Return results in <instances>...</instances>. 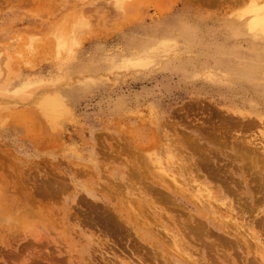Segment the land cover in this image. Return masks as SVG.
<instances>
[{"label": "rangeland", "instance_id": "rangeland-1", "mask_svg": "<svg viewBox=\"0 0 264 264\" xmlns=\"http://www.w3.org/2000/svg\"><path fill=\"white\" fill-rule=\"evenodd\" d=\"M256 8L264 0H0V264H264V169L237 156L252 140L264 160ZM186 138L208 148L211 173ZM187 185L222 196L194 206L209 202L234 235L191 231Z\"/></svg>", "mask_w": 264, "mask_h": 264}, {"label": "bare ground", "instance_id": "bare-ground-1", "mask_svg": "<svg viewBox=\"0 0 264 264\" xmlns=\"http://www.w3.org/2000/svg\"><path fill=\"white\" fill-rule=\"evenodd\" d=\"M252 11V16L250 17V19L248 20V22H247V27H248V29L249 30H255V31H263L264 32V11H262V9H252L251 10ZM254 33V32H253ZM44 109L46 110V111H51V108H50V106H55V105H58V101H56V100H54V99H49V100H46V101H44ZM221 120V119H220ZM209 122V121H208ZM221 122V121H220ZM208 124V123H207ZM206 125V124H205ZM245 125H246V123H245ZM224 126V125H223ZM210 130V129H209ZM211 131V130H210ZM205 132V131H204ZM200 133V132H199ZM184 135V134H183ZM183 135H181V136H183ZM192 135V134H191ZM206 135V134H205ZM185 136V135H184ZM183 136V137H184ZM210 136V135H209ZM221 136V135H220ZM244 136V135H243ZM202 137V136H201ZM185 138V137H184ZM188 138V137H187ZM184 139V140H182L183 142L181 143V147H182V149L184 148L185 150H188V154H193V155H197L196 156V159H197V161L196 162H194L193 164H195L196 163V166H197V168L198 169H202L204 172H206V173H211V171L213 170V167H212V164H211V157H210V151L209 150H207L208 148H204V146H205V144H200L197 140H196V138H194V139ZM198 138V137H197ZM171 139V138H170ZM236 139V138H235ZM243 139V138H242ZM216 140V139H215ZM245 140V139H244ZM243 141V140H242ZM242 141H241V144H240V146L239 147H237V148H239L238 149V151H239V153L237 154V156L239 157V158H241L243 161H246V164H248L249 165V167H253V168H257V166L259 167V164H261L262 165V169H264V160H262V157L260 158L258 155H256L252 150H250L249 148H248V146L247 145H249L250 146V142L252 141V140H250V142H249V140H248V142L246 141L245 143H244V141H243V143H242ZM236 142V141H235ZM239 142H240V140H239ZM238 142V143H239ZM176 144V143H175ZM180 144V143H179ZM213 144V143H212ZM255 144V143H254ZM171 145V144H170ZM215 145V144H214ZM239 145V144H238ZM172 146V145H171ZM252 146V145H251ZM175 147H177L176 145H175ZM207 147V146H206ZM166 148V147H165ZM178 148L179 147H177L176 149L178 150ZM167 149V148H166ZM183 149V150H184ZM253 149H254V147H253ZM237 150V149H236ZM172 151V150H171ZM258 151V150H257ZM179 153H184V152H179ZM219 153V152H218ZM188 154H187V156H188ZM179 157H181V156H179ZM183 157H184V155H183ZM188 158H191V157H187V159ZM181 159V158H180ZM171 160V159H170ZM189 160V159H188ZM194 160V159H193ZM261 160H262V162H261ZM181 162V161H180ZM184 165V164H183ZM189 166H190V163L188 164ZM192 165V164H191ZM251 165V166H250ZM189 166H188V168L186 169V167H181L180 168V174L183 176L184 174L185 175H187V178H190V179H192L193 178V174H192V172H191V170L189 169ZM214 166V165H213ZM190 168H192V167H190ZM133 169V168H132ZM195 169V168H194ZM137 171V170H136ZM195 171V170H194ZM253 171H254V169H253ZM178 172V171H177ZM213 173V172H212ZM138 174H139V171H138ZM200 174V173H199ZM214 174H215V172H214ZM259 174V173H258ZM210 175V174H209ZM216 175V174H215ZM214 175V176H215ZM244 175V174H243ZM208 176V175H207ZM134 178V177H133ZM138 178V177H137ZM186 178V177H185ZM173 179V178H172ZM222 179H224V178H222ZM133 180V179H132ZM139 180V179H138ZM256 180V179H255ZM254 180V181H255ZM211 181V180H210ZM220 181V180H219ZM218 181V182H219ZM11 182V181H10ZM135 182V181H134ZM141 181H139V183H140ZM159 182V181H158ZM142 184H144V182H142ZM150 185V184H149ZM141 186V185H140ZM151 186V185H150ZM199 186V185H198ZM208 186V185H207ZM142 187V186H141ZM152 187V186H151ZM173 187H175V186H173ZM10 188V187H9ZM17 188V187H16ZM164 188H166V190L168 189L166 186L164 187ZM212 188V187H211ZM227 188V187H226ZM263 188V187H262ZM142 189H143V187H142ZM148 189V188H147ZM213 189V188H212ZM157 190H160V189H157ZM161 192H159V193H162L163 195L162 196H164L163 198L164 199H166L165 201H166V206H168V207H170L171 205V203L172 202H174V200L173 201H171L170 200V197H168L167 198V195H165V192H162V190H160ZM168 191V190H167ZM225 191V190H224ZM215 192V191H214ZM154 193V192H153ZM156 191H155V195H156ZM178 193H179V191H178ZM198 193V194H197ZM247 193V192H246ZM158 194V193H157ZM213 194V191L210 189V188H208V187H204V188H202L201 186H199L197 189H196V191H191L189 188H188V185L187 186H185V187H180V197H179V199H180V205H181V208H183V209H185L186 211H189V212H194V217L195 218H197V219H193V220H195V223H194V225L192 226V227H190V224H188L189 226L188 227H190V229H191V231L193 232V233H195L194 231H197L198 232V234H200L199 233V231H201V233H202V231H205V226H207V224H210L211 223V225H212V227H214L215 229H217V230H220L221 232H225V233H232L233 231H231V229H229V228H226V223H224L221 219H220V217H222V215H218L217 217H212L211 218V215L210 216H208L207 214L208 213H213L214 211L213 210H211L210 208H208V207H206L205 206V204L208 206L209 205V202H207V203H203V205H198L197 207H195L194 205L199 201H202L201 199L202 198H204V197H206L207 199H214V200H216V201H218V200H220L221 198H222V196H217V195H212ZM160 196H161V194H159ZM168 196H169V194H168ZM248 196V195H247ZM156 197V196H155ZM157 198L160 200V199H163V198H159L158 197V195H157ZM172 198V197H171ZM249 198V197H248ZM167 199H168V202H167ZM178 198H176L175 200H177ZM191 199V200H190ZM165 201H163L162 200V203H165ZM169 201H171V203L169 204ZM193 203H192V202ZM208 201V200H207ZM248 201V200H247ZM191 202V203H190ZM222 202V201H221ZM160 203V202H159ZM226 203V202H225ZM247 203V202H246ZM168 204V205H167ZM173 204V206H174V203H172ZM249 204V203H248ZM247 204V205H248ZM218 205V204H217ZM243 205V204H242ZM165 206V205H164ZM216 206V205H215ZM225 206V205H224ZM239 206V205H238ZM249 206V205H248ZM157 207V206H156ZM210 207H212V206H210ZM219 206H217V208H218ZM167 208V207H166ZM208 208V209H207ZM231 208V207H230ZM168 209V208H167ZM226 209V208H225ZM252 209V208H251ZM206 210H208V211H206ZM230 211H231V209H229ZM158 211V210H157ZM184 212V211H183ZM224 212H226V211H224ZM223 212V213H224ZM239 212V211H238ZM237 212V213H238ZM246 212V211H245ZM250 212H252V211H250ZM230 214V213H229ZM228 215V214H227ZM249 215H250V213H249ZM248 215V216H249ZM233 216V215H232ZM189 217V216H188ZM187 217V218H188ZM192 218V217H191ZM223 218V217H222ZM250 218V217H249ZM238 219V218H237ZM203 220V221H202ZM111 221V220H110ZM190 221V220H189ZM188 221V222H189ZM196 221H198V222H196ZM218 222L219 224H217V223H215V222ZM112 222V221H111ZM187 223V222H186ZM192 223V222H191ZM229 223V222H228ZM246 223V222H245ZM258 223V222H257ZM229 224H231V222L229 223ZM229 224H228V226H229ZM236 225V224H235ZM240 225V224H239ZM242 225V224H241ZM233 225H231V227H232ZM242 226H244V225H242ZM230 227V226H229ZM153 228V227H152ZM205 228V229H204ZM210 228V227H209ZM225 228L226 229H228L230 232H228V230H225ZM238 227H236V229H237ZM243 228H245V227H243ZM148 230V229H147ZM149 230H150V228H149ZM148 230V231H149ZM207 230V229H206ZM189 231V230H188ZM190 231V232H191ZM236 231V230H235ZM240 231V230H239ZM245 231V230H244ZM241 232V231H240ZM207 233V232H206ZM238 235L240 234V233H238V232H236ZM192 235V234H191ZM204 235V234H203ZM232 235H234V232L231 234V236ZM243 235V234H242ZM251 235V234H250ZM194 236V235H193ZM198 235H196V237H197ZM239 236H241V234L239 235ZM238 236V237H239ZM244 236V235H243ZM256 236V235H255ZM199 238H200V236H198ZM242 237V236H241ZM249 237H251V236H249ZM253 238H254V236H252ZM198 239V238H197ZM243 239V238H242ZM248 239V238H247ZM244 240V239H243ZM254 240V239H253ZM176 241V240H175ZM246 240H244V241H242V242H244V243H247V241L245 242ZM248 244H249V246H250V243L252 242H250V240L248 239ZM258 242V241H257ZM224 243H225V241H224ZM229 243V242H228ZM231 243V242H230ZM253 243V244H252ZM251 244H252V246H250L251 248L253 247V245H254V243L255 242H252ZM247 245V244H246ZM246 245H244V246H246ZM225 246H228V245H225ZM249 247V248H250ZM260 248H261V246H260ZM253 249V248H252ZM254 249H255V247H254ZM258 250H259V247L257 248ZM257 249H256V251H257ZM250 250V249H249ZM248 250V251H249ZM176 251V250H175ZM247 251V252H248ZM264 251V250H263ZM251 252H253L254 253V251H251ZM261 252V251H260ZM246 253V252H245ZM258 253V252H257ZM256 253V254H257ZM247 254V253H246ZM259 254V253H258ZM262 254V253H261ZM263 255H264V253L260 256V258H262L263 257ZM253 256V255H252ZM255 256V255H254ZM257 257H258V255H257ZM264 258V257H263ZM185 259V258H184ZM252 259H253V257H252ZM251 260V259H250ZM254 260V259H253ZM252 260V261H253ZM254 262V261H253ZM261 262V261H260ZM257 263V262H256ZM255 263V264H256ZM258 264V263H257ZM260 264V263H259Z\"/></svg>", "mask_w": 264, "mask_h": 264}]
</instances>
